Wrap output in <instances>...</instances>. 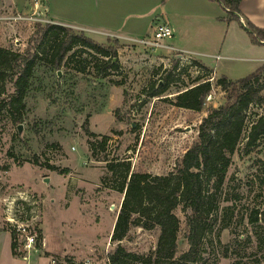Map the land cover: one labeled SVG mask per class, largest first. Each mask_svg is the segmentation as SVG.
<instances>
[{"label": "rangeland", "instance_id": "374dc122", "mask_svg": "<svg viewBox=\"0 0 264 264\" xmlns=\"http://www.w3.org/2000/svg\"><path fill=\"white\" fill-rule=\"evenodd\" d=\"M86 1L96 12L98 0H37L36 9L32 0H18L24 11L0 10V47L24 52L39 24L59 25L52 22L56 11V20L62 23L92 19ZM145 2L136 10L139 33L127 36H150L151 26L163 21L177 0ZM206 4L212 8L208 18L202 12ZM185 7L198 11L196 22L203 27L217 26L215 35L203 34L206 43L197 35L193 44L196 54L192 57L218 74L210 83L211 98L204 99L201 111L175 107V98L197 79L211 78L213 72L207 74L197 62L186 56L180 58L175 52L166 53L138 42L114 41V37L95 32L99 29L94 26L81 31L67 25L61 26L115 50L119 70L106 71V76L100 78L94 66H101L99 61L104 59L77 48L75 56L59 71L42 66L35 73L22 123L15 125L0 111V232H7L10 238L13 229L6 220L15 208L21 212L16 213L17 220L34 217L35 231L40 241L44 237L46 249L37 242L38 250L30 252L29 264H50L51 258L55 264H63L65 258L74 264H108L110 233L123 194L114 189L118 181L106 166L128 164L129 173L153 176L172 172L196 141L201 120L226 100V94L215 86L216 79L245 78L256 68L253 60L264 58V43L252 44L245 35L251 46L246 50L238 38L231 41L232 32L227 34L228 23L223 20L226 13L218 2L193 0ZM81 65L83 73L76 71ZM154 88L165 91L159 97L148 96ZM261 114L264 106H251L245 113V129ZM88 132L94 135L89 137ZM245 135L231 156L225 182L217 193V210L211 227L204 232L197 264H264V227L261 222L254 226L247 223L252 210L264 209V138L244 153ZM89 142L95 145L94 157ZM50 166L57 169L50 170ZM175 214L181 222L177 244L180 255L189 246L184 237L183 214L180 209ZM14 231L16 253L20 255L17 258L24 260L27 254L21 247L22 237ZM157 236L156 229L132 228V240L123 245L127 250L147 254L154 249ZM1 241L2 253L9 256Z\"/></svg>", "mask_w": 264, "mask_h": 264}, {"label": "trees", "instance_id": "16d2710c", "mask_svg": "<svg viewBox=\"0 0 264 264\" xmlns=\"http://www.w3.org/2000/svg\"><path fill=\"white\" fill-rule=\"evenodd\" d=\"M211 1L218 2L225 11L224 21L240 23L243 16L239 4L242 0ZM243 22L240 25L251 43L262 44L264 29L254 26L244 18ZM40 25L24 52L0 47V111H4L15 125L22 123L23 115L27 112L26 99L33 86L35 73L42 66L52 72L59 71L61 66L75 56V49L78 48L90 50L104 59V62L99 61L101 66H94L100 78L106 76V71L117 72L120 68L115 50L97 45L82 32L74 34L70 29L52 23ZM197 66L207 74L212 73L199 63ZM76 71L83 73L84 67L78 66ZM215 86L226 94V100L218 108L209 110L201 120L196 141L176 163L172 172L164 176H153L148 173H129L128 164L106 166L118 181L114 189L123 194L110 233L111 249L106 254L108 264L198 263L199 247L204 232L211 227L214 220L217 193L225 182L231 156L237 151L244 134V153H248L264 138V114L245 129L247 110L251 106H264V65L242 79L233 81L224 76L219 77ZM164 91V88H154L147 95L159 97ZM210 91L209 82L197 79L191 87L176 95L174 106L199 112ZM86 135L92 137L94 134L88 132ZM106 139L100 143L101 148L104 147ZM88 145L90 154L94 157L95 145L93 142ZM49 169L55 171L57 168L50 166ZM118 173L119 176L116 177ZM177 209H180L184 217V237L189 246L180 255L177 244L181 222L175 214ZM258 222L264 227V209L252 210L247 219L251 226ZM132 228L143 231L156 229L158 236L154 249L147 254L127 250L123 242L132 240ZM10 241L11 254L19 257L16 253L17 238L14 230L10 232ZM63 264L74 262L65 258Z\"/></svg>", "mask_w": 264, "mask_h": 264}, {"label": "crops", "instance_id": "0c3cea01", "mask_svg": "<svg viewBox=\"0 0 264 264\" xmlns=\"http://www.w3.org/2000/svg\"><path fill=\"white\" fill-rule=\"evenodd\" d=\"M176 1V0H175ZM193 0H177L174 2L172 12L167 15V17H163V21L167 22L168 25L172 28L173 36L167 43H162L163 51L166 53L175 52L179 55L186 56L188 59L195 61L204 67L203 63L195 60L192 55L196 54L193 51L194 40L197 35L200 36L201 42H205L206 38H203V34L206 35H215L217 26H210L209 28L203 27L198 22H196V17H198V11H188L185 9L187 2ZM88 4H90L88 6ZM147 4L145 0H98L96 5V12L93 11L92 5L90 1H86L87 11L92 15V19H84L86 21L77 20V19H69L68 22H58V13L57 11L53 14V23L59 25H67L70 27H75L80 29L81 31L86 30L87 26H94L93 28L99 29V34L103 36H107L109 38L114 37L116 40H125L131 42H138L141 39H136L131 36H127L132 34V36H136L138 31V13L136 10ZM18 0H0V10H10L13 9L15 11L22 12L24 9L20 10ZM84 8V6L82 5ZM210 9L208 4H206L205 9H203V14L205 18L210 17L209 13H207ZM46 12V9H44ZM90 10V11H89ZM95 10V9H94ZM202 10V9H201ZM200 10V11H201ZM239 10L241 15L245 20L251 22L254 26L264 29V0H242L239 4ZM199 11V12H200ZM84 12V11H83ZM82 12V14H83ZM85 14H83L84 16ZM60 18V17H59ZM85 18V16L83 17ZM243 18L241 17L240 23L243 25ZM237 24H230L227 22V34L228 32H232L231 41L237 40V38L241 41V47L246 50H250L251 46L248 44V40L244 37H247V33L241 27L240 23L235 21ZM68 23V24H66ZM151 24V23H150ZM128 28V29H127ZM126 34V35H125ZM124 43V42H123ZM261 45V44H259ZM178 55V56H179ZM254 66L256 68L254 71L259 68L261 65H264V58L253 60ZM209 69V68H208ZM213 72V77H217V71L215 69L211 70ZM229 79V77L226 76ZM5 245L9 250V256L3 254V250L0 249V264H29L22 259H18L17 257L11 255L10 251V238L7 232H0V244ZM44 249H46V241L43 237ZM4 249V248H3ZM8 255V252H7ZM23 258V257H22Z\"/></svg>", "mask_w": 264, "mask_h": 264}, {"label": "built area", "instance_id": "2783aa9c", "mask_svg": "<svg viewBox=\"0 0 264 264\" xmlns=\"http://www.w3.org/2000/svg\"><path fill=\"white\" fill-rule=\"evenodd\" d=\"M33 1V8L36 9L39 4L37 3V0ZM173 36L172 28L168 25L165 21H158L154 23L151 26V33L150 36L146 37L145 39H141L138 41L139 44L143 46H150L153 48H165L162 46V41L164 39H171ZM180 58H182V55H179ZM185 58V57H184ZM214 80V77L212 75L211 78L205 80L209 83H211ZM211 98V95L208 94L205 99L209 100ZM21 202V200H20ZM25 202V201H24ZM27 203V202H26ZM16 212L12 213V216L7 218V223L9 226L16 230L17 233H19L22 237L21 247L26 252L27 255L23 257V259L27 262L30 261V252L31 251H37V242H40L42 246H44L43 240H39V236L37 235V232L35 231V227L33 225V219L34 217H30V219H25L26 216H24V219L17 220L16 213L20 215V211L18 208H15ZM50 264H55V260L53 258L50 259Z\"/></svg>", "mask_w": 264, "mask_h": 264}, {"label": "water", "instance_id": "95a60500", "mask_svg": "<svg viewBox=\"0 0 264 264\" xmlns=\"http://www.w3.org/2000/svg\"><path fill=\"white\" fill-rule=\"evenodd\" d=\"M262 43H264V42H262ZM20 127H21V126L19 125V126H18V132H20V130H21V128H20Z\"/></svg>", "mask_w": 264, "mask_h": 264}]
</instances>
